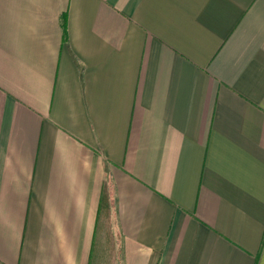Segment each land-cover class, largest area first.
Listing matches in <instances>:
<instances>
[{"label":"crops","instance_id":"crops-1","mask_svg":"<svg viewBox=\"0 0 264 264\" xmlns=\"http://www.w3.org/2000/svg\"><path fill=\"white\" fill-rule=\"evenodd\" d=\"M104 186L120 264H264V0H0V264H91Z\"/></svg>","mask_w":264,"mask_h":264},{"label":"rangeland","instance_id":"rangeland-1","mask_svg":"<svg viewBox=\"0 0 264 264\" xmlns=\"http://www.w3.org/2000/svg\"><path fill=\"white\" fill-rule=\"evenodd\" d=\"M111 197L108 198L109 206ZM111 219V213H110ZM105 211H99L98 232L95 240L91 264H120V257L116 250L115 240L109 234Z\"/></svg>","mask_w":264,"mask_h":264},{"label":"trees","instance_id":"trees-1","mask_svg":"<svg viewBox=\"0 0 264 264\" xmlns=\"http://www.w3.org/2000/svg\"><path fill=\"white\" fill-rule=\"evenodd\" d=\"M109 196L110 195H109V192H108V187L104 186L103 191H102V197H101V200H100L99 211H105V215L107 216V221H108L107 222L108 232H109V234H111L110 233V229H109V225H110V209H111V205L109 206V203H108ZM99 211H98V217H99Z\"/></svg>","mask_w":264,"mask_h":264}]
</instances>
